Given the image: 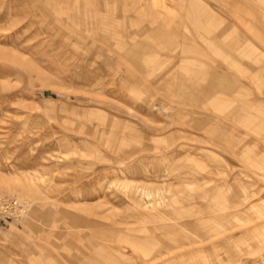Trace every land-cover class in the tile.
I'll return each mask as SVG.
<instances>
[{
	"label": "rangeland",
	"instance_id": "374dc122",
	"mask_svg": "<svg viewBox=\"0 0 264 264\" xmlns=\"http://www.w3.org/2000/svg\"><path fill=\"white\" fill-rule=\"evenodd\" d=\"M0 264H264V0H0Z\"/></svg>",
	"mask_w": 264,
	"mask_h": 264
},
{
	"label": "crops",
	"instance_id": "0c3cea01",
	"mask_svg": "<svg viewBox=\"0 0 264 264\" xmlns=\"http://www.w3.org/2000/svg\"><path fill=\"white\" fill-rule=\"evenodd\" d=\"M217 83L220 84V81L217 80Z\"/></svg>",
	"mask_w": 264,
	"mask_h": 264
},
{
	"label": "bare ground",
	"instance_id": "6f19581e",
	"mask_svg": "<svg viewBox=\"0 0 264 264\" xmlns=\"http://www.w3.org/2000/svg\"><path fill=\"white\" fill-rule=\"evenodd\" d=\"M75 1V0H74ZM76 4H77V1L75 2ZM193 4V3H192ZM76 8H77V6H76Z\"/></svg>",
	"mask_w": 264,
	"mask_h": 264
}]
</instances>
